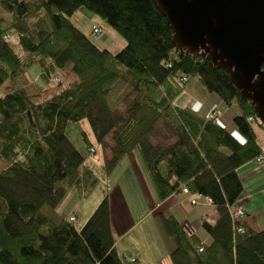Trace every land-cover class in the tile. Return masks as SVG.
I'll return each instance as SVG.
<instances>
[{
  "label": "trees",
  "instance_id": "1",
  "mask_svg": "<svg viewBox=\"0 0 264 264\" xmlns=\"http://www.w3.org/2000/svg\"><path fill=\"white\" fill-rule=\"evenodd\" d=\"M1 4L9 18L0 13V87L9 85L0 98V264H125L109 193L80 229L60 212L72 189L87 196L99 181L85 167L89 137L80 134L84 151L71 138L84 120L103 147L104 173L137 149L160 201L187 189L216 207L215 224L202 223L208 244L189 223L157 214L173 264H264V230L231 215L244 193L238 169L264 156L249 118L264 126L226 70L176 49L155 0ZM80 9L101 17L125 46L113 53L94 44L71 21ZM70 65L74 81L56 90L51 76ZM34 66L43 85L30 83ZM193 78L236 111L243 142L214 119L176 106Z\"/></svg>",
  "mask_w": 264,
  "mask_h": 264
},
{
  "label": "crops",
  "instance_id": "2",
  "mask_svg": "<svg viewBox=\"0 0 264 264\" xmlns=\"http://www.w3.org/2000/svg\"><path fill=\"white\" fill-rule=\"evenodd\" d=\"M196 89V87L191 85L187 87L182 95L178 97L177 101L181 100V102L176 103V106L192 108L196 111H198L196 108L205 110V113L198 111L205 116H210L211 113H209V111L213 105L216 107L214 108L215 110H218V107L221 108L223 102L220 99L214 97L212 94H208L203 87H200L203 97L198 96ZM188 93L194 98L191 97L192 99L187 102L188 97L186 96H188ZM212 96L216 101L205 108L209 100H214ZM254 126L259 144L264 150V127L257 124H254ZM225 128L237 138L235 134L237 129L233 122L232 129L229 128L227 122ZM125 157L129 161L127 166L128 173L136 175L142 189L140 190L141 195L144 198V201L133 203L127 195L125 196L119 185L109 191L112 225L116 239V250L119 256L125 261V264H131V262L132 264H173L170 257V246L166 242L158 223L157 214L159 212H163L167 215H174L182 223H189L193 228L195 235L203 243H210L211 237L202 227V223L203 221H207L213 225L218 220V213L212 202L205 197H195V194L189 195L182 192L171 196L165 201H160L156 192H154L153 187L150 186L146 172L143 170L138 150H134L131 154ZM98 164L99 167H102L104 160H102L101 164L100 162ZM238 175L244 186V193L238 204H242L246 209V218L243 220L242 226L246 225L255 231H262L264 230V161L261 162L255 160L245 164L238 169ZM102 176H99L98 179L101 180L105 178L106 173L104 176V172H102ZM246 184L252 185V189L250 188L248 190ZM69 197L70 196H67L60 206V212L62 211L68 215H76L77 221L79 218L77 213L80 211L81 201L79 200L78 195H76L78 200L76 198H71L70 200ZM193 199L198 201L197 204H191ZM73 201L74 203L72 207L68 209ZM140 207L145 209V218L148 216L152 217L157 223L158 228L155 230L153 236L155 241H152V233L144 227L142 218L139 219V225L135 222V214H137ZM134 236H140V238H134ZM126 239L128 241L124 243ZM133 239H141V243L132 245ZM160 239L163 243H161ZM129 245H131V247H129ZM135 250L138 252L135 253Z\"/></svg>",
  "mask_w": 264,
  "mask_h": 264
},
{
  "label": "water",
  "instance_id": "3",
  "mask_svg": "<svg viewBox=\"0 0 264 264\" xmlns=\"http://www.w3.org/2000/svg\"><path fill=\"white\" fill-rule=\"evenodd\" d=\"M176 49L226 70L264 125V0H156Z\"/></svg>",
  "mask_w": 264,
  "mask_h": 264
},
{
  "label": "rangeland",
  "instance_id": "4",
  "mask_svg": "<svg viewBox=\"0 0 264 264\" xmlns=\"http://www.w3.org/2000/svg\"><path fill=\"white\" fill-rule=\"evenodd\" d=\"M0 13L2 15H4L5 17L9 18L8 15L6 13H4V9L2 7L1 0H0ZM71 21L84 34H86L88 37H90L91 40L93 41V43L96 44L100 48H107L111 52L117 53L126 44V41L123 39V37L120 36L113 28L108 26L103 21V19L101 17H99L98 15H96V14H94V13H92L86 9L78 10L71 17ZM94 26L103 27V32L100 35L95 36L92 32ZM70 68H71V65L68 66L67 70L55 71L53 73V75L51 76L52 86L56 90H62L74 81L72 79V75H70L67 72ZM40 74H41V70H40L39 66H34L33 68H31L29 73H28V77L30 78V83L32 84V83H34L33 81H35L37 83H42V85H43L44 81H43ZM59 79L60 80L62 79L64 83H62L61 85H58V84L55 85L54 83H56ZM8 82L9 81L7 80L0 87V98L5 95V92L8 89L7 87L9 85ZM190 85L197 88L196 90H197L198 96L203 97V95L201 94V90H200V87H202L203 85L201 84V82L197 78L191 79V81L187 87H189ZM49 87H51V86H49ZM212 95L214 97H217L214 94H212ZM186 97H188L187 98L188 99L187 102H188L190 99H192L191 97H193V96L188 93V96H186ZM214 97H213L214 100L208 101L205 108H207L209 105H212L214 103V101H216ZM177 99H176L175 103L181 102V100L177 101ZM214 108H216L215 105H213L211 107V110ZM196 109L202 113H205V110L198 109V108H196ZM211 110L209 111V113L212 112ZM218 110L216 109V111H218L217 116H219L218 117V119H219L218 123H220L224 127H226V122H227L229 128L232 129L233 117H234L236 111H234L233 108L227 106L224 103L221 105V108L218 107ZM255 122H256V120H255ZM73 127H76V126H73ZM76 128L73 129V133L71 134V138L77 144V146L80 147V149H82L83 151L85 150L81 136H80L81 132H85L87 134V136L89 137V140L91 142V145H92L91 148L94 149V151H91L90 150L91 148L87 149V160L85 162V167L87 169L92 170L96 177H99V176L101 177L103 171H102V168L99 167L98 163L100 162V164H101L102 160H104L103 147L100 144H98V142L96 141V138L94 137V134L92 132V129H91V126H90L88 120L82 121L80 123V125ZM235 134L241 142H243L245 140L241 135H239V132L236 131ZM139 158H140V155H139ZM263 161H264V159L261 162H263ZM140 162H141V165L143 167V170L146 172V176L148 177V181L150 182V186L153 187L151 179L148 175V172H147L141 158H140ZM128 164H129V161L127 160V158L126 157L123 158L120 165L116 168V170L114 172H112L111 174L106 173V177L99 180L98 183L93 188V190L87 196L84 195L85 197L84 196L80 197L78 194V189H76V188L72 189L69 192L68 196H70L69 197L70 200H71V198H76L77 200L79 198V200L81 201L80 202L81 208H80V211H78V213H77L79 218L74 223V225L77 229H80L85 225L87 220L91 217V215L94 213V211L97 209V207L99 206V204L103 200L105 194L109 193V191L117 185H119L121 187L125 196L127 195L128 198L130 199V201H132L133 203L137 202V201H144V198L140 192V190H142V189H141V186L139 184V181H138L136 175H133V173H128V169H127ZM104 176H105V173H104ZM251 184H254V183H251ZM246 188L248 190L250 188L252 189V185L246 184ZM153 189H154V187H153ZM154 192H155V189H154ZM70 194H72V195H70ZM74 194L78 195V198ZM195 197H198V196L196 195ZM73 203H74V201L68 207V209L70 207H72ZM76 204H77V201H76ZM142 208L143 207H140L138 209L139 211L137 212V214H135V222H137L139 225V223H140L139 219L142 218L143 219L142 222L144 223V227L147 228L152 233V236H151L152 241H155L153 236H154L155 230L158 228L157 223L155 222L154 218H152V217L148 216L145 218L144 217L145 209L144 208L142 209ZM134 238H140V236H134ZM127 241L128 240L126 239L124 241V243H126ZM132 243H133L132 245L139 244V243H141V239H133ZM161 243H163L162 240H161ZM129 247H131V245H129ZM137 252L138 251H136L135 253H137ZM131 264H132V262H131Z\"/></svg>",
  "mask_w": 264,
  "mask_h": 264
},
{
  "label": "built area",
  "instance_id": "5",
  "mask_svg": "<svg viewBox=\"0 0 264 264\" xmlns=\"http://www.w3.org/2000/svg\"><path fill=\"white\" fill-rule=\"evenodd\" d=\"M92 32H93V34L95 36H98V35H100L103 32V27H101V26H94ZM184 80H186V79L184 78ZM211 118H213L216 121H218L217 113H215V112L212 113ZM249 120L252 123H256L255 122V119L253 117H250ZM90 150L91 151H94L93 148H91ZM263 159H264V156H261L260 158L257 159V161H262ZM184 192L185 193H188V190L187 189H184ZM192 204H197V200L196 199H193L192 200ZM231 215H232V219H233L234 223H243V220L246 218V209L243 207L242 204H236V206H234L232 208ZM69 219H70L71 222H75L76 221V216L75 215H71L69 217ZM238 231L239 232H242V227L241 226L239 227ZM200 250L202 251V248Z\"/></svg>",
  "mask_w": 264,
  "mask_h": 264
},
{
  "label": "bare ground",
  "instance_id": "6",
  "mask_svg": "<svg viewBox=\"0 0 264 264\" xmlns=\"http://www.w3.org/2000/svg\"><path fill=\"white\" fill-rule=\"evenodd\" d=\"M155 1H156V0H155ZM183 81L186 82V80H184V78H183ZM214 112H215V113H218V111L213 110V111L211 112L210 116H208L210 119H213V118H211V115H212V113H214ZM217 117H219V116H217ZM214 120H215V119H214ZM218 120H219V119H218ZM215 121H216V120H215ZM216 122H218V121H216ZM183 193H185L184 190H183ZM186 194H189V195H190L191 193L188 191V193H186ZM195 196H196V195H195ZM197 196H198V195H197ZM198 197H199V196H198ZM197 202H198V201H197ZM191 204H192V202H191ZM193 205H195V204H193ZM201 247H202V246H201ZM134 261H136V260H134Z\"/></svg>",
  "mask_w": 264,
  "mask_h": 264
}]
</instances>
